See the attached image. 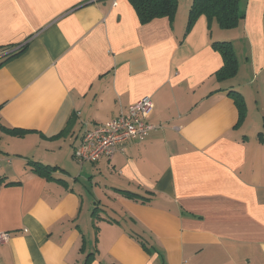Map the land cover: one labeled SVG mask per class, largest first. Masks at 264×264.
I'll return each instance as SVG.
<instances>
[{"label": "crops", "instance_id": "0c3cea01", "mask_svg": "<svg viewBox=\"0 0 264 264\" xmlns=\"http://www.w3.org/2000/svg\"><path fill=\"white\" fill-rule=\"evenodd\" d=\"M192 1L142 23L129 0H0V264H264V0L232 28H188ZM144 95L145 140L77 161Z\"/></svg>", "mask_w": 264, "mask_h": 264}, {"label": "trees", "instance_id": "16d2710c", "mask_svg": "<svg viewBox=\"0 0 264 264\" xmlns=\"http://www.w3.org/2000/svg\"><path fill=\"white\" fill-rule=\"evenodd\" d=\"M129 1L135 7L142 23H147L162 16L174 17L179 7V0ZM240 1L241 0H193L189 12L188 28H190L201 15L207 17L209 27H211L213 20H215L222 28H232L236 26L244 17V13L240 8ZM212 46L223 58V65L217 70L215 75L220 79L235 75L238 70V59L232 43L230 41H214ZM25 48L26 45H21L7 53L1 64L19 55L25 50ZM230 92L234 96L237 105L239 106L240 114L243 117L246 111L243 96L234 90ZM33 167L36 172L46 176H50L51 171L54 169L38 162L33 163ZM132 195L140 197V195L136 193Z\"/></svg>", "mask_w": 264, "mask_h": 264}, {"label": "built area", "instance_id": "2783aa9c", "mask_svg": "<svg viewBox=\"0 0 264 264\" xmlns=\"http://www.w3.org/2000/svg\"><path fill=\"white\" fill-rule=\"evenodd\" d=\"M153 107L151 96L144 95L119 116L85 128L74 150L77 161H97L101 156L112 158L117 152L124 151L128 144L145 140L154 128L146 119ZM5 159L11 161L9 156L0 152V164ZM9 238L8 232H0V243H6Z\"/></svg>", "mask_w": 264, "mask_h": 264}]
</instances>
